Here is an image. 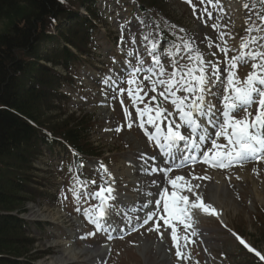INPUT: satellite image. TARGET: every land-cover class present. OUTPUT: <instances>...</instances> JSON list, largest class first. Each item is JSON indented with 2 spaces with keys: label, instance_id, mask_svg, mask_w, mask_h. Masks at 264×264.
I'll return each instance as SVG.
<instances>
[{
  "label": "rangeland",
  "instance_id": "rangeland-1",
  "mask_svg": "<svg viewBox=\"0 0 264 264\" xmlns=\"http://www.w3.org/2000/svg\"><path fill=\"white\" fill-rule=\"evenodd\" d=\"M198 1L199 0H192L190 4L187 0H159L157 7L162 10L159 12L162 17L161 23L164 22L168 24L172 29L170 32L176 36L183 49L189 50L188 48L190 47L194 51L201 50L206 52L210 50L220 54L216 49L222 50L236 42V37H238L237 34L239 32L238 29L243 22V17H239V19H235V21L229 18L228 15L226 17V13L224 12V0H213L212 3H209L208 0H204L203 4H199ZM148 2L151 3L152 0H148ZM193 5L195 6V10ZM205 9L207 11H205ZM209 12L211 16L208 15ZM7 24L8 21L6 19H0V32L7 30ZM228 26H230V28H228ZM113 27L116 29L114 24ZM154 27L156 28V24L153 26L150 25L147 29L135 30V34H140V37H142V40H139V37H137L136 42L143 41L145 37H147L146 35L149 36V39H154L156 37V29ZM65 28L66 26H63V29ZM51 44L52 47H56L57 45L54 41H51L49 45ZM48 46L46 47L47 50ZM88 53L93 54L94 50L91 49ZM125 59H128V57ZM66 88L67 87L60 88L65 99L60 97L59 101H56L54 98L56 93L53 92L52 89L45 88L44 91H49V94L47 93L45 98L39 99L36 102V106L40 108L37 113L40 115V117L38 116L40 118L39 121L43 126L59 132H64L70 129L73 130L78 127V124L79 126H88L94 122L95 125L89 132L90 134L87 135L89 138L86 139L88 143L96 142L100 144V149L103 151L110 152V147H118V151H121L120 155H122L129 153L130 150H141L145 146L141 136L136 130L126 132V134H123L119 139H114L112 136L108 135L112 130L121 127L124 128V124L127 127L129 124L132 126L135 125L132 124L135 122L134 120H129L124 124L122 121H118L117 123V120L114 118L118 116L117 112H112L115 114H109L105 107H96L94 105V96L97 94L94 95L88 90H81L77 94H74V88L68 87L67 90ZM79 96L86 97V101L82 100ZM99 97L101 96L99 95ZM111 103V99H109L105 106L108 104L111 105ZM116 109L119 112L120 110H124L121 107H116ZM75 110L81 113L80 118L82 119L77 124H75L73 118H68ZM112 119L116 121L117 127L115 129L109 128L108 130H104V128L108 126V121ZM79 135L78 133L77 137H79ZM70 138H73V136H70ZM79 143L82 145V141ZM96 143L95 145H97ZM37 150L38 148L33 147L31 152L26 154L27 160H11L6 165L5 172L9 173V175H12L14 178L17 176L22 178L26 176L29 181L26 186L39 188L42 191L51 193L53 188L57 189V187H54L52 184V180L54 179H52L53 171L56 169L54 168L53 160L46 157V154H40L38 156ZM107 155L108 154H105V156ZM48 162H50V164ZM261 168H264V164ZM261 168L258 170V174H261ZM229 176L231 178L229 180L219 175L215 176V180L212 182L205 180L202 185V192L211 203L212 211L213 209L215 210L213 212H217L221 209L225 213L227 210L229 225L237 226L244 235L250 238L253 243L255 242L259 248L264 250V172L261 177L260 175L252 173L254 178H240L239 175ZM237 177H239V179ZM57 179L60 180V178ZM253 179L255 181L258 180L259 183L257 187L253 184ZM221 187L226 190V194L222 195L218 191ZM20 197L23 198V200L20 201L22 203L21 206L18 205L20 202H16L7 211L14 214L19 211H24L22 214H19V216L31 222L29 224L30 233H25L30 238L26 236L23 237L24 240H26L25 242L29 243L30 246L34 241V245L32 247H27L30 249V253L26 254V258L23 259H37L43 254V251L48 248H50L51 254L42 257L43 260L41 262H43V264H56L58 259H65L66 256L70 258L71 261H83L93 254H96L95 251L84 250L82 243H78L77 241L74 242L70 239L68 234L74 230L69 226V223L65 224V229L59 230L62 231V233H59L55 239L48 238L47 241L44 242L46 234H39L35 222L47 221L49 224L54 222L64 225L57 219V215H61V213H58L59 209L57 207L52 208L51 205H48L47 203L49 200L45 198L35 200V198H28L30 196L26 194H20ZM67 210H69V208L66 206L64 211L61 210L62 214L68 216ZM56 213L58 214L56 215ZM191 215L194 221H196L197 215ZM189 222L191 223V221ZM76 223L79 224L80 222L76 220ZM204 223L209 227L213 226L206 221H204ZM215 227L218 228L219 226ZM177 230L178 236L181 237L190 234L186 233L184 229L179 230L177 228ZM159 231L163 234V238L160 240L153 236L143 235L139 241H135L133 244H129L132 240L130 239L121 241L114 246L112 245V256L118 259V264H165V261H163L165 258L167 259V264H175V259L177 258L176 250L168 246L172 245L173 241L171 237L172 228H168V232L165 233L164 226L160 225ZM214 235H217V233ZM68 242L70 243L67 244ZM208 242L211 247H219V250L216 251V253L208 252V254H203V256L201 254L202 258L200 262L195 264H256L249 259L250 256L237 246L230 235L225 231L223 232L220 227L217 241L215 239H210ZM156 243L161 245L160 256L155 254L157 247L148 248V251L144 250L145 246H156ZM183 245L184 241L182 240L181 246ZM19 246L21 247V245ZM56 246H58V248H56ZM81 254L83 255L81 256ZM35 263L40 262L36 261Z\"/></svg>",
  "mask_w": 264,
  "mask_h": 264
},
{
  "label": "snow or ice",
  "instance_id": "snow-or-ice-1",
  "mask_svg": "<svg viewBox=\"0 0 264 264\" xmlns=\"http://www.w3.org/2000/svg\"><path fill=\"white\" fill-rule=\"evenodd\" d=\"M188 3L191 4L192 0H187ZM204 2V0H201ZM209 3H212L213 0H208ZM262 7H264V0H258ZM243 8H247V4L241 5ZM195 10V6L193 5ZM205 11H207L205 9ZM211 16V13H208ZM260 19L264 20V16H261ZM183 31V30H181ZM249 32L251 31H264V25L259 28H249ZM147 39V37H145ZM259 39H264V37H260ZM257 38H252L250 41L243 42L241 48L237 50V55L231 58V63L228 65L229 70L236 69L240 64H244L245 66L251 65L253 72H250L246 78V80L241 83L238 80H234L232 75L228 76V90L230 91L229 95H223L222 100L224 102L225 107L221 109V119L213 125L214 128L218 129L214 133L215 136L223 135L227 139V145L217 144L215 140L212 141L213 149H224L223 151H213L212 155L209 156L208 153H202L204 156V162L210 163L213 167L218 168H229L234 164L238 166H243L246 162H258L260 160H264V51L257 52L256 50L251 48L252 44H257ZM260 48L264 49V45H259ZM153 51L150 55L155 60L156 64H160V59L155 56L156 45L153 43L152 45ZM225 53H227L228 49H222ZM200 59V68L199 71L201 73L204 72L203 60ZM259 60L260 63H256ZM212 67V75L216 76L219 73V69ZM257 69L259 71H257ZM137 72L140 71L139 68L136 69ZM151 71V69H149ZM196 71L190 70L188 72V76H192L193 72ZM163 72V69H161ZM197 81V85L193 86L191 82L185 83L184 80L176 81L175 73L171 74V78L169 81H159L160 86H164L165 90L161 91L159 95L161 97L167 98L170 94L172 96V103L177 109V113L180 116L181 120L186 121L187 125H195L196 128H200V123H198V116H208V122L211 123L214 119V115H209L212 113L214 105H205L204 103V93L206 91H210V87H205L208 84V81L205 79L203 75L198 77H194ZM146 80H151L150 76H145ZM107 83V81H105ZM127 83H134L133 80H128ZM153 91H155V87L157 85V81H152ZM142 91V89H140ZM186 91L189 94H196L195 99H191V102L188 108H185L186 103L189 102L190 97H180L176 95L177 91ZM117 91L123 95L124 89H117ZM128 94L130 96H134L133 90L128 89ZM135 98V97H134ZM153 100L156 99L155 96L152 97ZM123 103V101H121ZM256 105V115L254 118L249 120L247 117H251V113L248 112L253 105ZM162 106H158L157 109H152L151 107L146 108L145 110L137 109V113L141 118L140 126L143 128V117L147 113L148 119L147 123L154 125L155 127V136H152L158 143L163 145L167 143L168 146L175 145L178 141L187 142L191 140L193 148L196 147L197 140L206 139L204 136L197 137L196 139H192L191 136H185L179 130V126L175 125L171 122L168 123L166 130L162 129L160 124L157 122L162 112H164ZM241 111L246 113V118L236 119V116L239 115ZM155 112V116L152 113ZM125 115H130V113L125 111ZM131 124L128 125L131 128ZM229 129L231 131H229ZM119 131L120 129H116ZM151 136V134H149ZM162 137V139H161ZM192 157H189L191 159ZM183 160V157H181ZM104 168V165H101ZM105 171L107 169L105 168ZM258 175V169L253 170ZM239 179V177H237ZM184 177H176L171 180L170 183L175 188L177 186V181H183ZM193 179H199L198 177H193ZM81 184V188H84V182L77 181ZM91 183H95L92 181ZM155 183V182H154ZM200 185L197 184L194 187L198 188ZM183 187V186H182ZM107 191L111 193L113 189L108 187L107 189L101 188L100 191L96 193H88V197H96L99 198L101 203L97 206H92L90 208L84 209V215L89 219V221L96 226L98 231H104L108 225L106 224V219L110 215L109 208L105 205L104 201L108 198L104 197V192ZM189 192L193 191L192 187L188 188ZM73 192L75 193V188H73ZM77 198H81L84 196V193H75ZM114 199V197H111ZM197 201H200L197 203ZM155 207L151 212H148L147 216L143 220V224H147L149 221H152L154 217H159L160 220H164V223L172 228L171 237L173 240V244L176 247V256L178 258H185L181 252V241H184V247H187V243L191 240V236L196 235V231L194 228V218L191 215L193 209H203L205 212L208 211V207L204 205L202 202V198L194 193V199L190 202L189 197L186 195H178L176 191L171 193V196L167 201L163 204L162 211L167 213L170 219H164V216L161 215V209L159 207L160 201L157 200L154 202ZM148 205H142V207H147ZM78 211L80 209H77ZM213 211H215L213 209ZM119 215V213H117ZM139 220V217L136 218ZM172 219L182 220L185 232L190 234H186L181 237L177 234V228L173 225ZM191 221V223L189 222ZM160 227L159 221H156L154 224V228L158 230ZM135 230V229H134ZM153 229H149L152 231ZM89 235H95V232L89 233ZM112 237L109 236V239ZM161 238L162 233H161ZM259 255V253H257ZM261 259H264V256H261Z\"/></svg>",
  "mask_w": 264,
  "mask_h": 264
},
{
  "label": "trees",
  "instance_id": "trees-1",
  "mask_svg": "<svg viewBox=\"0 0 264 264\" xmlns=\"http://www.w3.org/2000/svg\"><path fill=\"white\" fill-rule=\"evenodd\" d=\"M61 10L59 0H0V19L8 21L7 30L0 32V264H24L21 259L30 253L27 248L30 245L25 242L21 229L23 223L7 211L14 203L23 200L20 194L29 192V189L25 179L14 178L5 172V168L13 159L25 160L26 152L20 149L36 142V139L32 142L28 137L24 138L30 127L18 113L33 105V111L25 114L39 120L40 108L36 102L44 92L32 87L24 93L18 91L15 99L12 98L16 91L14 82L20 80L17 73L27 65L21 55L35 54V45L45 34L50 17L57 16ZM64 57L68 58L67 55ZM70 131L77 132L76 129Z\"/></svg>",
  "mask_w": 264,
  "mask_h": 264
},
{
  "label": "bare ground",
  "instance_id": "bare-ground-1",
  "mask_svg": "<svg viewBox=\"0 0 264 264\" xmlns=\"http://www.w3.org/2000/svg\"><path fill=\"white\" fill-rule=\"evenodd\" d=\"M229 8H233L231 10L233 15H235V16L242 15V7L238 8L237 5H235V3L234 4L230 3L229 4ZM46 27H48V25H46ZM23 74H24V71H22V70L17 73V75H19V76L23 75ZM48 82H49V79L47 77H44V79L40 80L39 84L44 86ZM26 85H27V80L26 79H20L17 82L15 81L14 82V86L16 87V91L13 92L12 98L14 97L16 99L18 97V91L23 90ZM33 109H34L33 105H31V106L28 105L27 111H20L19 113L16 112V113H18V115H20V117H22L26 121L27 125L30 127V129L27 128L26 137H24V138L28 137V139H30L32 142L37 138L38 132L40 131V129L43 126L42 123L39 120L33 119V118H30V117L26 116L25 113L26 112L27 113H31L33 111ZM39 140H43V139L39 138ZM128 160H131V159H128ZM255 185L257 186V183H255Z\"/></svg>",
  "mask_w": 264,
  "mask_h": 264
}]
</instances>
